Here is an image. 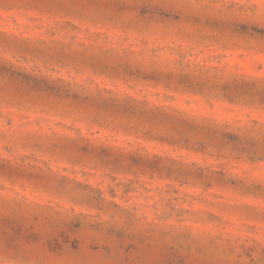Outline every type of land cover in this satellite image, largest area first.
<instances>
[{"label":"rangeland","instance_id":"374dc122","mask_svg":"<svg viewBox=\"0 0 264 264\" xmlns=\"http://www.w3.org/2000/svg\"><path fill=\"white\" fill-rule=\"evenodd\" d=\"M0 264H264V0H0Z\"/></svg>","mask_w":264,"mask_h":264}]
</instances>
